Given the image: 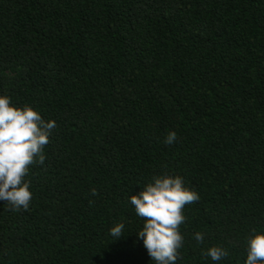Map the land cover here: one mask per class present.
<instances>
[{
    "label": "trees",
    "instance_id": "1",
    "mask_svg": "<svg viewBox=\"0 0 264 264\" xmlns=\"http://www.w3.org/2000/svg\"><path fill=\"white\" fill-rule=\"evenodd\" d=\"M0 95L57 125L29 209L0 201V264H155L129 200L154 175L200 197L176 264H244L264 231V0H0Z\"/></svg>",
    "mask_w": 264,
    "mask_h": 264
},
{
    "label": "clouds",
    "instance_id": "2",
    "mask_svg": "<svg viewBox=\"0 0 264 264\" xmlns=\"http://www.w3.org/2000/svg\"><path fill=\"white\" fill-rule=\"evenodd\" d=\"M56 126L55 121H46L29 104L19 107L12 104L10 96L0 95V201L11 211L29 209L31 181L26 177L31 166L44 164V148ZM176 140V132L169 131L164 143L170 145ZM91 191L98 194L95 189ZM199 199L196 191L185 186L182 176L168 174L154 175L138 194L130 195V203L143 222L137 236L155 264H176L184 240L179 230L186 220L183 210ZM124 228V223H115L110 228L111 237L120 238ZM194 238L203 243L200 232ZM202 254L215 262L229 256L220 246H212ZM244 264H264V231L253 229L247 238Z\"/></svg>",
    "mask_w": 264,
    "mask_h": 264
}]
</instances>
